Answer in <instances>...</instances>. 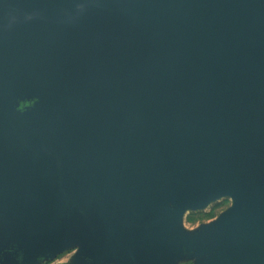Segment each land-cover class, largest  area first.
I'll return each mask as SVG.
<instances>
[{
	"label": "water",
	"instance_id": "95a60500",
	"mask_svg": "<svg viewBox=\"0 0 264 264\" xmlns=\"http://www.w3.org/2000/svg\"><path fill=\"white\" fill-rule=\"evenodd\" d=\"M1 214L33 258L264 264V0H0Z\"/></svg>",
	"mask_w": 264,
	"mask_h": 264
},
{
	"label": "rangeland",
	"instance_id": "374dc122",
	"mask_svg": "<svg viewBox=\"0 0 264 264\" xmlns=\"http://www.w3.org/2000/svg\"><path fill=\"white\" fill-rule=\"evenodd\" d=\"M36 99L25 97L19 101V106L27 107L33 106ZM18 106V107H19ZM231 205V200L228 197H223L208 203L205 207L192 208L186 206L182 209L180 224L178 229L184 231L188 235H197L201 233L204 227L212 223L222 212H224ZM171 207H175V204L170 202ZM16 224L13 216L0 215V239L2 235L12 229ZM172 229L176 227L171 226ZM3 245V244H2ZM196 245L193 244L192 250L183 251L179 255L172 258L169 262L163 264H204L213 256V254H207L204 256H196L194 250ZM90 253L80 247L74 245L68 248H62L54 254L47 256H39L33 258L32 255H28L23 252L22 248L16 245H7L0 248V264H60L62 261L64 264H102L99 258H91ZM63 259V260H62Z\"/></svg>",
	"mask_w": 264,
	"mask_h": 264
},
{
	"label": "flooded vegetation",
	"instance_id": "af4514ba",
	"mask_svg": "<svg viewBox=\"0 0 264 264\" xmlns=\"http://www.w3.org/2000/svg\"><path fill=\"white\" fill-rule=\"evenodd\" d=\"M31 106H27V107H22V106H19L18 109H20L21 111H25L26 109L30 108Z\"/></svg>",
	"mask_w": 264,
	"mask_h": 264
},
{
	"label": "bare ground",
	"instance_id": "6f19581e",
	"mask_svg": "<svg viewBox=\"0 0 264 264\" xmlns=\"http://www.w3.org/2000/svg\"><path fill=\"white\" fill-rule=\"evenodd\" d=\"M223 197H228V196H222V197H219V198H223ZM219 198H216V199H219ZM228 198H230V197H228ZM216 199H214V200H216ZM214 200H210L208 203L213 202Z\"/></svg>",
	"mask_w": 264,
	"mask_h": 264
},
{
	"label": "crops",
	"instance_id": "0c3cea01",
	"mask_svg": "<svg viewBox=\"0 0 264 264\" xmlns=\"http://www.w3.org/2000/svg\"><path fill=\"white\" fill-rule=\"evenodd\" d=\"M63 260V259H62ZM66 262V260L65 261H62L60 264H64Z\"/></svg>",
	"mask_w": 264,
	"mask_h": 264
}]
</instances>
